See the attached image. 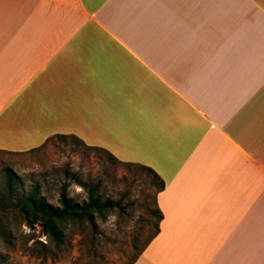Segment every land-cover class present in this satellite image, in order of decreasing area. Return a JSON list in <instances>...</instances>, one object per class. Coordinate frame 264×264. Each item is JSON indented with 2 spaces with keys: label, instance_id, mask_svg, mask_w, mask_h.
Masks as SVG:
<instances>
[{
  "label": "crops",
  "instance_id": "crops-1",
  "mask_svg": "<svg viewBox=\"0 0 264 264\" xmlns=\"http://www.w3.org/2000/svg\"><path fill=\"white\" fill-rule=\"evenodd\" d=\"M74 133L165 181L133 264H264V0H0V149Z\"/></svg>",
  "mask_w": 264,
  "mask_h": 264
},
{
  "label": "rangeland",
  "instance_id": "rangeland-1",
  "mask_svg": "<svg viewBox=\"0 0 264 264\" xmlns=\"http://www.w3.org/2000/svg\"><path fill=\"white\" fill-rule=\"evenodd\" d=\"M6 168L20 177L22 190L39 183L53 203L67 180L68 193L77 202L88 196L84 184L95 183L100 194L119 205L97 217L96 229L88 222L68 223L61 246L50 242L40 224L28 226L17 219L11 242L0 236V263L131 264L156 230L158 181L137 163L118 162L72 137H54L25 152L0 151V182Z\"/></svg>",
  "mask_w": 264,
  "mask_h": 264
},
{
  "label": "trees",
  "instance_id": "trees-1",
  "mask_svg": "<svg viewBox=\"0 0 264 264\" xmlns=\"http://www.w3.org/2000/svg\"><path fill=\"white\" fill-rule=\"evenodd\" d=\"M54 137H61L64 139L72 137L90 149H102L107 151L109 156L118 162L134 163L120 160L112 152L103 147L88 145L75 134H57L48 138L47 141ZM46 142L41 146H44ZM0 151L13 152L4 149H0ZM139 165L155 176L159 185L158 192L165 187V181L152 167L144 164ZM84 186L87 188L88 196L82 202H77V200L68 193L69 182L67 180L62 182L59 188L57 203H53L49 200L48 196L43 191L42 185L39 183H34L28 190H22L20 177L12 168H6L4 178L0 182V236L6 242L10 243L13 230L15 229V225H17L16 221L19 219L28 226L40 224L44 233L49 237L50 242L57 246H61L64 243L65 228L68 223L82 224L88 222L96 229L97 217H104L108 211L113 210L119 204L100 194L98 184L86 183ZM157 215L158 221L156 222L155 232L146 241L144 246L138 250L131 264L138 259L150 241L159 232L160 220L163 217L159 208H157ZM11 217L13 221H11ZM2 261L4 262V259H2ZM3 262L0 264H3Z\"/></svg>",
  "mask_w": 264,
  "mask_h": 264
}]
</instances>
